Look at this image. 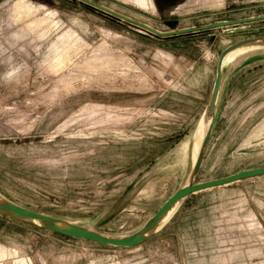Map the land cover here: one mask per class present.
I'll return each instance as SVG.
<instances>
[{
  "label": "rangeland",
  "instance_id": "374dc122",
  "mask_svg": "<svg viewBox=\"0 0 264 264\" xmlns=\"http://www.w3.org/2000/svg\"><path fill=\"white\" fill-rule=\"evenodd\" d=\"M89 1L159 32L264 15V0ZM263 38L264 21L162 38L79 0H0V195L133 234L191 179L218 57L247 39L262 47L224 64L193 183L264 166ZM0 264H264V176L188 196L131 249L0 213Z\"/></svg>",
  "mask_w": 264,
  "mask_h": 264
},
{
  "label": "water",
  "instance_id": "95a60500",
  "mask_svg": "<svg viewBox=\"0 0 264 264\" xmlns=\"http://www.w3.org/2000/svg\"><path fill=\"white\" fill-rule=\"evenodd\" d=\"M79 1L84 2L113 17H116L122 21L130 23L137 27H140L151 34L158 36V37H162V38L191 34V33L206 31V30H210L214 28H222V27H227V26L240 25V24H245L249 22L264 21V15H263L259 17L241 19V20H236V21L215 22L209 25H204L200 27H191V28L181 29L177 31L159 32L146 24H142L134 20H131L127 17H124L110 9H107L89 0H79ZM262 41L264 42V38L262 39ZM253 43H258V39H247V40L237 42L227 47L220 53L217 64H216V73H215V79L213 82L212 91H211L208 105L205 111V115L210 118V121H209L207 130L204 134V137L202 139L196 159L191 166V179L185 185L178 188L160 206V208L145 222V224L139 230H137L133 234L126 236V237H121V238L108 237V236L93 232L91 230L85 229L76 224L69 223V222H62L51 216L43 215L40 213L33 212L31 210L25 209L10 201H7L5 198L4 200L0 201V213L12 219H15L18 221H24L25 223H28V224L35 225L36 223H38L39 225H35V226L41 227L45 230L51 231L55 234H58L64 237L85 240V241L97 243L103 246H109V247H114V248L131 249V248L140 246L141 244L146 242L150 237L156 234V233L152 234V232L156 229L158 223L161 221L164 215L177 202L182 203L188 196L204 191V190L230 185V184H233V183H236L242 180H246V179H252V178L264 176V166H262V167H258L254 169L242 170L240 172L234 173L232 175H229L227 177L220 178V179H215V180H210V181L200 182V183H193V179L196 176L200 168V165L203 159L204 150L207 146L209 137L211 135V132L214 126L216 102L218 99L219 90H220L222 80H223V65H222L223 59L232 50L238 47L248 45V44H253Z\"/></svg>",
  "mask_w": 264,
  "mask_h": 264
},
{
  "label": "bare ground",
  "instance_id": "6f19581e",
  "mask_svg": "<svg viewBox=\"0 0 264 264\" xmlns=\"http://www.w3.org/2000/svg\"><path fill=\"white\" fill-rule=\"evenodd\" d=\"M136 2L138 3L139 6L143 7V8H147L148 4H151L150 0H136ZM16 9V7H15ZM152 9V8H151ZM19 10V9H18ZM29 11H31L29 9ZM27 14V13H26ZM21 15V14H20ZM70 40V39H69ZM258 45H262L259 43H253V44H248V45H244L241 47H238L234 50H232L231 52H229L223 59V63L222 65L224 66V64L226 63H231L233 62L236 58H238L240 55H242L243 53H247L251 50L257 49L258 47H262V46H258ZM261 49V48H260ZM61 65V64H60ZM203 117V116H202ZM210 118L207 116H204L203 119L200 122V125L196 131V138H195V144H193V156H192V164L194 163L197 153L199 151L202 139L204 137V134L207 130L208 124H209ZM188 147V144H187ZM187 157V156H186ZM4 200V197L0 195V201ZM181 202H177L165 215L164 217L161 219V221L158 223L156 229L152 232V234L157 233L158 231H160L163 226L168 222V220L172 217V215L175 213V211L178 209V207L180 206ZM74 224V223H73ZM35 225H39L38 223H36ZM61 225V224H60Z\"/></svg>",
  "mask_w": 264,
  "mask_h": 264
},
{
  "label": "crops",
  "instance_id": "0c3cea01",
  "mask_svg": "<svg viewBox=\"0 0 264 264\" xmlns=\"http://www.w3.org/2000/svg\"><path fill=\"white\" fill-rule=\"evenodd\" d=\"M173 1H176V0H173ZM179 1V0H178ZM190 1H195V2H197V0H190ZM226 0H209V4H210V7H212V8H216V7H218V6H220V5H222L224 2H225ZM173 4H176L175 2H173ZM172 4V5H173ZM178 4V3H177ZM180 4V3H179ZM177 8H181V6L179 5ZM187 145V144H186ZM186 147V146H185Z\"/></svg>",
  "mask_w": 264,
  "mask_h": 264
}]
</instances>
